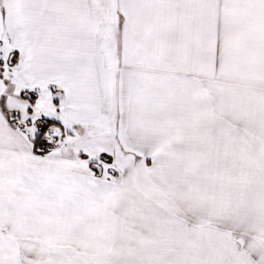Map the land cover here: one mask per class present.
Wrapping results in <instances>:
<instances>
[{
  "label": "snow or ice",
  "instance_id": "6c2138e0",
  "mask_svg": "<svg viewBox=\"0 0 264 264\" xmlns=\"http://www.w3.org/2000/svg\"><path fill=\"white\" fill-rule=\"evenodd\" d=\"M0 264H264V0H0Z\"/></svg>",
  "mask_w": 264,
  "mask_h": 264
}]
</instances>
